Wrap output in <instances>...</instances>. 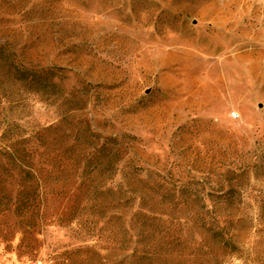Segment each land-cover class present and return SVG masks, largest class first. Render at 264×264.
Wrapping results in <instances>:
<instances>
[{
	"label": "rangeland",
	"instance_id": "obj_1",
	"mask_svg": "<svg viewBox=\"0 0 264 264\" xmlns=\"http://www.w3.org/2000/svg\"><path fill=\"white\" fill-rule=\"evenodd\" d=\"M1 47L24 69L52 72L71 99L28 100L25 121L57 132L41 153L62 155L75 134L87 154L112 139L120 169L170 189L155 214L169 264H264V0H0ZM5 162L0 152L11 201L0 213V264H121L141 251L138 232L129 246L124 233L137 207L86 199L82 184L103 178L84 176V165L41 166V202L18 215L22 187ZM203 217L236 222L234 252Z\"/></svg>",
	"mask_w": 264,
	"mask_h": 264
},
{
	"label": "trees",
	"instance_id": "obj_2",
	"mask_svg": "<svg viewBox=\"0 0 264 264\" xmlns=\"http://www.w3.org/2000/svg\"><path fill=\"white\" fill-rule=\"evenodd\" d=\"M30 97H37L40 101L52 106L60 101H71L54 81L52 72L24 69L1 47L0 152L6 160L4 165L8 166L5 172L9 174V181H15L17 176L20 179L18 185L22 187L13 203L15 213L26 215L41 202L42 183L45 182L39 173L41 166L46 164L84 165V176L90 178L95 174L103 178L100 184H97L98 186L82 184L79 190L84 191L86 199H92L95 205L99 206L108 201V206L112 208L120 206L125 212H131L137 207V211L132 213L128 221L127 216L124 217L127 222H125L127 227H124L125 242L129 246L134 236L130 234V231L135 230L140 237L137 243L141 244L142 248L141 251L134 249L131 255L124 256L121 264H169L167 256L172 258V252L168 248L172 245L166 240L168 235L162 223L163 213H160V216L155 214H157L156 208L167 210L170 204L168 203L170 189L167 186L158 185V190L153 185L140 181L139 178L143 175L141 168H131L127 171H124V167L120 169L118 165L123 161L121 150L115 151L119 145L112 139L107 140V143L96 149L93 154H87L80 149L82 141L80 136L75 134L72 145H69L62 155L54 153L55 155L49 156V154L41 153L42 148L57 146L58 140L55 137L57 132H55L56 128L44 130L25 121ZM133 162L134 160L130 159L125 165L131 167ZM118 174L130 179L132 183L115 185L114 180ZM146 177L151 176L147 174ZM159 194L160 197L157 200L156 196ZM9 198L10 195H6L0 188V213L9 208L11 203ZM226 205L237 208V205L231 201H226ZM199 223L212 238L219 239L224 251H235L230 231L234 230L236 222L209 220L203 217ZM87 224V221L82 222L83 227ZM156 245H161L162 248H158L157 251ZM127 246L126 250H128Z\"/></svg>",
	"mask_w": 264,
	"mask_h": 264
}]
</instances>
